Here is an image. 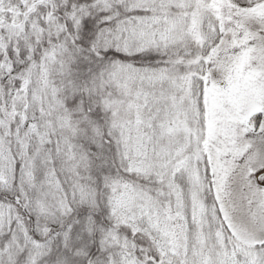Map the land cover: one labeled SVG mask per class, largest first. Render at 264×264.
Listing matches in <instances>:
<instances>
[{
	"label": "snow or ice",
	"instance_id": "6c2138e0",
	"mask_svg": "<svg viewBox=\"0 0 264 264\" xmlns=\"http://www.w3.org/2000/svg\"><path fill=\"white\" fill-rule=\"evenodd\" d=\"M0 264H264V0H0Z\"/></svg>",
	"mask_w": 264,
	"mask_h": 264
}]
</instances>
